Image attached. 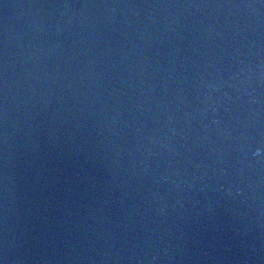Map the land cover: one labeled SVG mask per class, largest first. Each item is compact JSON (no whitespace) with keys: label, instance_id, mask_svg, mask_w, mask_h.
<instances>
[{"label":"water","instance_id":"1","mask_svg":"<svg viewBox=\"0 0 264 264\" xmlns=\"http://www.w3.org/2000/svg\"><path fill=\"white\" fill-rule=\"evenodd\" d=\"M0 264H264V0H0Z\"/></svg>","mask_w":264,"mask_h":264}]
</instances>
